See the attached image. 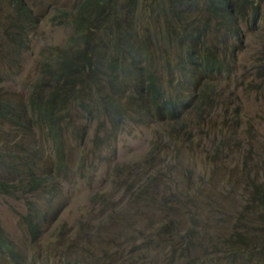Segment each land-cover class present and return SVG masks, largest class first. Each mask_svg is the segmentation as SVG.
I'll return each mask as SVG.
<instances>
[{"label":"rangeland","instance_id":"obj_1","mask_svg":"<svg viewBox=\"0 0 264 264\" xmlns=\"http://www.w3.org/2000/svg\"><path fill=\"white\" fill-rule=\"evenodd\" d=\"M82 1L26 0L38 23L27 31L28 47L17 50L8 34L14 10L0 0V114L7 110L28 120L16 126L0 117V152L12 151L11 159L0 162V180L17 188L0 193V231L18 256L13 260L1 253L0 264H64V258L69 264H121L116 260L123 253L121 240L136 234L126 221L139 216L134 206L145 205L138 187L129 184L126 164L135 168L144 166V160L166 157L151 166L155 174L169 164L174 149L179 155L174 165L185 169L191 180L183 179L178 186L152 181L148 187L159 191L143 196L159 201L172 192L177 199L173 218L192 210L185 217L196 238L193 243L208 263L217 257L215 264H230L227 240L243 237L257 247L264 240V228L256 220L260 207L251 202L250 193L264 182V0H226L235 10L230 16L220 8V0H112L111 15L118 20L116 26L115 21L110 25L113 34L104 25L88 37L92 40L95 35L97 42H105L107 54L126 68L144 66L155 73L159 84L171 88L183 102L191 99L193 104L203 98V111L196 116L186 107L181 117L171 118L177 124L170 129L164 118L139 124V114L132 110L112 127L94 102L89 112L75 107L68 120L71 125L64 128L63 161L58 164L44 129L29 112L28 100L46 76L45 65L53 66L68 41L73 18L69 13ZM112 36L121 37L119 47L108 43ZM196 38L204 40L223 67L204 81L190 78L180 85L184 69L178 66L174 71L170 64L177 57L182 64ZM86 92L84 103L110 89L102 85L99 92L91 82ZM147 95L151 99L153 92ZM104 136L103 142L96 140ZM186 136L191 144L184 141ZM22 153L32 154L22 159ZM28 171L41 183L23 193ZM158 207L162 221L169 222L166 209ZM152 215L161 217L157 212ZM28 216L36 226V237L27 228ZM253 234L261 237L256 240ZM149 235L158 252L145 262L138 250L127 255L125 264H180L156 235Z\"/></svg>","mask_w":264,"mask_h":264},{"label":"trees","instance_id":"obj_2","mask_svg":"<svg viewBox=\"0 0 264 264\" xmlns=\"http://www.w3.org/2000/svg\"><path fill=\"white\" fill-rule=\"evenodd\" d=\"M6 2L14 10L10 15L12 30L8 33L9 37L16 43L17 50L26 49L30 40L27 31L33 25H37L38 17L33 14L32 8L26 0H6ZM111 2L112 0H83L69 13V15H73L72 32L69 39L65 46L59 49L53 66L45 65L46 76L37 83L34 93L28 100L31 106L29 112L35 116L36 123L44 129V133L57 155L56 161L58 164L63 161L61 150L64 142V128L67 129L71 125L68 120L72 118V109L75 107L89 112L90 102H94L97 112L104 114L112 127L116 126L132 110L139 114L136 117L137 123L145 124L148 119L149 121H156L164 118L170 129H174L177 124L171 118L181 117L186 107H190L191 110L194 109L196 116L203 111L200 108L203 98H196V102H193V104L191 99L183 102V99L171 88L166 89L159 84L155 73L147 70L144 66H140L138 69L126 68L127 66L121 63L116 56L107 54L109 49H105L107 46L105 42L103 44H100V41L97 42L95 35L92 40L88 37L92 33H97L98 29L104 25L109 29L108 34H113L110 25L115 21L116 26L118 20L112 18L111 13L114 5L112 6ZM127 6H131V3ZM214 7L218 6L214 5ZM220 8L227 16H230L231 12L235 13L231 4L226 0L221 1ZM60 11L66 16L64 8ZM117 18L119 19L118 16ZM179 18L181 19V17ZM224 19L230 21V18L225 17ZM172 22L173 19H170L169 23ZM116 31L118 32L119 29ZM168 34L171 36L170 31H168ZM108 43L114 47H119L121 37L114 38L112 36L108 39ZM162 56L163 53L160 57ZM195 57L199 58L193 59ZM178 66L183 67V74H185V76H182L183 74L179 76L181 77L180 85L187 83L190 78L203 79L204 81L214 73L219 72L223 67L214 51L204 45V40L198 38L188 48L183 63L181 64L180 57H177L170 64V69L175 71ZM99 75H103V77L99 78ZM91 82H94L99 92L102 91V85L110 89V92L105 95L101 94L102 96L98 97L93 96L86 101L87 103H84V94L87 93L86 90L91 89ZM43 87L49 88L40 93ZM148 91L153 92L151 99L147 95ZM123 98H125V101H123ZM0 117L11 125L24 126L28 123L24 115L20 113L12 115L7 110L1 112ZM107 134H110V131ZM106 138L107 136H104L96 138V140L101 143ZM26 141L30 142L29 140ZM184 141L192 143L189 136L184 137ZM173 153L172 158L168 159L169 164L161 166L155 174L151 166L154 162L160 164L162 161L167 160L166 157L159 156L156 160H144L142 162L144 166L138 165L135 168L126 164L127 173L131 179L129 184H135L138 187L145 205L142 208L139 204L134 206L140 211L139 216L130 217L126 221L128 225L136 229V234L121 240L123 253L116 255V260H122L121 264L126 263L127 255L129 256L138 250H141L140 255L142 256L140 257L145 259V262L158 252L156 240L149 234L156 235L158 240L171 250L180 264H215L219 261V258L211 257L209 258L211 263H208V257L205 256L204 252L198 251L196 244L193 243V238H196L185 217L186 214L192 211L191 209H187L184 216L179 209L178 211L181 213L173 218V211L177 209V199L172 192H168V195L159 201H150L143 196L148 191H159L148 187V184L152 181L160 186H164V182L178 186L183 179L191 180V176L185 169H178L174 165L179 155H176V149ZM31 154L25 156L22 153L19 158L28 159ZM11 157L12 151L9 149L3 154L0 152V162L3 164ZM22 162L25 165L26 162ZM27 178L28 183L22 185L23 193L32 191L41 183L39 177L31 174L30 171H28ZM16 189L14 184L0 180V193L9 194ZM161 190H165V187ZM250 199L252 203L260 207L256 220L264 228V182L254 186L250 193ZM125 205L131 206L128 202ZM158 205L164 207L170 215L169 222L162 221V210ZM186 207L190 206L184 205L183 208ZM153 212L159 213L161 217L159 219L155 218L152 215ZM32 216L37 217V214ZM32 216H28L25 220L31 236L36 237V226L31 221ZM2 234L0 231V254L4 253L10 259L16 260L18 256L14 251V246ZM253 235L256 240L261 237L260 234ZM225 243L230 249V255L227 257V262L230 264H234L233 262H237L235 264H264L263 239L257 247L249 239L243 237L227 240ZM175 244L178 247H174ZM63 262L69 264L66 258L63 259Z\"/></svg>","mask_w":264,"mask_h":264},{"label":"clouds","instance_id":"obj_3","mask_svg":"<svg viewBox=\"0 0 264 264\" xmlns=\"http://www.w3.org/2000/svg\"><path fill=\"white\" fill-rule=\"evenodd\" d=\"M222 0H220V2H221Z\"/></svg>","mask_w":264,"mask_h":264}]
</instances>
